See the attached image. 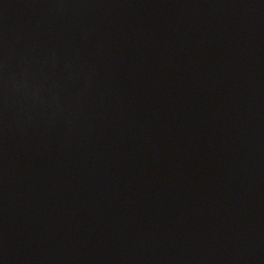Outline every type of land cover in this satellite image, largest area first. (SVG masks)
<instances>
[{"label": "water", "instance_id": "1", "mask_svg": "<svg viewBox=\"0 0 264 264\" xmlns=\"http://www.w3.org/2000/svg\"><path fill=\"white\" fill-rule=\"evenodd\" d=\"M0 264H264V0H0Z\"/></svg>", "mask_w": 264, "mask_h": 264}]
</instances>
